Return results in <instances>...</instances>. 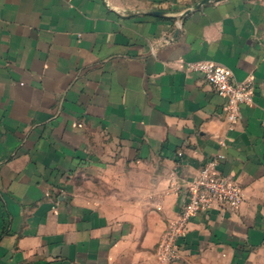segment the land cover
<instances>
[{"label":"crops","instance_id":"crops-1","mask_svg":"<svg viewBox=\"0 0 264 264\" xmlns=\"http://www.w3.org/2000/svg\"><path fill=\"white\" fill-rule=\"evenodd\" d=\"M199 1L0 0V264H159L218 155L242 201L171 264H264V0ZM199 60L251 78L236 122Z\"/></svg>","mask_w":264,"mask_h":264},{"label":"built area","instance_id":"built-area-1","mask_svg":"<svg viewBox=\"0 0 264 264\" xmlns=\"http://www.w3.org/2000/svg\"><path fill=\"white\" fill-rule=\"evenodd\" d=\"M105 2L112 7L110 0ZM185 67L190 72L199 73L219 95L227 99L223 110L231 123L240 118L241 106L252 101L251 78L235 81L225 69L205 60L185 62ZM220 159H223V155L206 161L187 185L184 205L176 218L168 223L157 244L156 255L159 264H171L178 258L179 241L188 232L198 212L214 205L234 208L242 201L240 188L229 178L218 174L217 165Z\"/></svg>","mask_w":264,"mask_h":264},{"label":"water","instance_id":"water-1","mask_svg":"<svg viewBox=\"0 0 264 264\" xmlns=\"http://www.w3.org/2000/svg\"><path fill=\"white\" fill-rule=\"evenodd\" d=\"M210 1H214V0H200L199 2L193 4L190 8L186 9L184 12H182L179 17H184L186 16L188 13L191 12L192 9H197V8H200L202 5L210 2ZM148 13H151V14H155V15H159V16H163V15H166L167 12L166 11H161V10H150L148 11Z\"/></svg>","mask_w":264,"mask_h":264}]
</instances>
